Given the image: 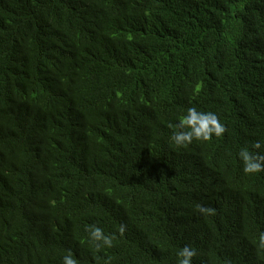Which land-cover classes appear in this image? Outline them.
<instances>
[{"label": "trees", "instance_id": "16d2710c", "mask_svg": "<svg viewBox=\"0 0 264 264\" xmlns=\"http://www.w3.org/2000/svg\"><path fill=\"white\" fill-rule=\"evenodd\" d=\"M192 106L228 131L176 148ZM256 140L264 0H0V264H264Z\"/></svg>", "mask_w": 264, "mask_h": 264}, {"label": "clouds", "instance_id": "9594fccd", "mask_svg": "<svg viewBox=\"0 0 264 264\" xmlns=\"http://www.w3.org/2000/svg\"><path fill=\"white\" fill-rule=\"evenodd\" d=\"M199 85L196 90H199ZM173 131L169 137L170 143L176 148H187L193 142L209 143L213 138L219 139L228 131L217 113L212 111H201L192 106L186 109L185 113L178 117V122L171 125ZM238 159L242 164L243 173L246 176H258L264 174V142L256 140L251 145L240 148ZM54 203V202H53ZM197 210L204 215H211L214 209L198 204ZM89 239L96 253L114 247L116 239L114 234H106L99 226H91L87 229ZM125 228L120 226L119 232L123 236ZM257 247L264 250V232L258 234ZM177 264H193L198 257V250L192 246L185 245L177 251ZM62 264H77V260L69 251L62 257Z\"/></svg>", "mask_w": 264, "mask_h": 264}]
</instances>
